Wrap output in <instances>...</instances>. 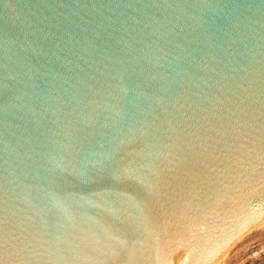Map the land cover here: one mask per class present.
Instances as JSON below:
<instances>
[{
    "label": "water",
    "instance_id": "1",
    "mask_svg": "<svg viewBox=\"0 0 264 264\" xmlns=\"http://www.w3.org/2000/svg\"><path fill=\"white\" fill-rule=\"evenodd\" d=\"M264 219V0H0V264H204Z\"/></svg>",
    "mask_w": 264,
    "mask_h": 264
},
{
    "label": "rangeland",
    "instance_id": "2",
    "mask_svg": "<svg viewBox=\"0 0 264 264\" xmlns=\"http://www.w3.org/2000/svg\"><path fill=\"white\" fill-rule=\"evenodd\" d=\"M214 264H264V219L236 239Z\"/></svg>",
    "mask_w": 264,
    "mask_h": 264
},
{
    "label": "bare ground",
    "instance_id": "3",
    "mask_svg": "<svg viewBox=\"0 0 264 264\" xmlns=\"http://www.w3.org/2000/svg\"><path fill=\"white\" fill-rule=\"evenodd\" d=\"M211 249H212V247L210 248V250L208 251V253L206 254V256L204 257V259L202 260V262H201L200 264H204V261H205V259L207 258L208 254L210 253ZM218 258H219V257H218ZM215 260H216V259H215ZM215 260H213L210 264H214V261H215Z\"/></svg>",
    "mask_w": 264,
    "mask_h": 264
}]
</instances>
